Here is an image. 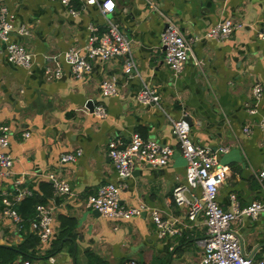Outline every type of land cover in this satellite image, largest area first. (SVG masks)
<instances>
[{"label":"crops","instance_id":"0c3cea01","mask_svg":"<svg viewBox=\"0 0 264 264\" xmlns=\"http://www.w3.org/2000/svg\"><path fill=\"white\" fill-rule=\"evenodd\" d=\"M0 1L15 14L16 28L30 27L31 35L13 32L11 38L34 54L30 69L8 62L5 54L0 56V125L10 130L6 150L15 160L11 176L0 174V246H21L27 233V228L18 230L13 220L1 214L2 196L14 190L17 180L21 188L44 195L49 192L45 184H51L46 173L54 171L67 179L71 193L55 198L51 241L29 247L34 254L30 258L54 256L55 264L197 262V240L206 227L204 215L189 220L188 207L179 206L173 196L174 188L186 183L187 161L168 116L180 118L183 113L188 114L194 143L213 150L229 148L220 157V164L227 168L218 194L222 208L232 209L233 194L241 207L264 200V188L256 177L264 168L260 125L264 90L258 100L254 95V86L264 85V40L257 36L264 20V0H112L115 9L109 16L101 12L99 3L87 0L71 1L78 14L60 0ZM165 17L176 21L188 38H198L178 77L165 63L161 48ZM108 19L132 40L137 71L126 74L120 57H95L89 60L91 70L76 79L64 53L71 48L84 53L90 37L106 31ZM225 19L243 27L219 41L206 36ZM47 55L60 56L64 76L58 80L45 78ZM104 80H115L120 96L104 97L100 87ZM144 85L157 90L161 107L138 102L136 96ZM91 100L96 104L89 106ZM99 105L107 108L104 119L94 113ZM246 126L250 133L245 132ZM26 131L31 132L29 138L23 136ZM134 133L171 146L174 154L164 166L136 164L132 176L124 180L121 204L158 208L162 218L178 230L174 235L159 237L149 211L127 220L114 219L86 204L101 185L121 182L108 153L109 140L120 138L126 143ZM77 149L82 155L76 162L61 161L63 154ZM232 229L248 258L254 262L264 258V212L255 220L234 221ZM28 232L35 234L30 226ZM26 258L21 254L16 260Z\"/></svg>","mask_w":264,"mask_h":264},{"label":"built area","instance_id":"2783aa9c","mask_svg":"<svg viewBox=\"0 0 264 264\" xmlns=\"http://www.w3.org/2000/svg\"><path fill=\"white\" fill-rule=\"evenodd\" d=\"M63 4L71 6V12L78 14L79 11L72 7V0H60ZM88 4L99 3L100 10L108 15L115 9L112 0H87ZM83 7V6H82ZM84 8V7H83ZM165 25L160 35L161 48L164 60L172 70L173 75L178 77L193 55V46L198 38H188L182 31L180 25L165 17ZM243 24L233 19H225L213 26L207 37L215 40H223L231 35ZM91 29L94 30V28ZM31 35L30 27L22 25L15 27V14L11 13L7 6L0 1V56L6 55L8 62L30 69L34 63V54L22 43L12 40V33ZM260 40H264V20L257 33ZM69 64L70 73L76 79H82L91 70L90 59L100 57L104 60L111 58H122L123 68L126 74L137 71L136 60L132 56V40L120 29L115 21L107 20V29L101 35L93 34L82 53L77 48H71L64 53ZM59 55H47L44 61V74L48 81L58 80L64 76V69L59 61ZM101 92L104 97L120 96V91L115 80H104L101 84ZM264 90V85L257 83L254 86V95L258 100ZM142 104H156L161 107V98L155 88L144 85L136 96ZM247 107L251 113L254 108ZM95 115L104 119L108 116L107 108L99 105L94 107ZM188 114L183 113L180 118L168 116L172 133L177 139L178 149L187 161L186 183L178 185L173 190L175 202L179 206H187L188 219L194 221L199 214L204 215L205 233L197 240L200 248V258L197 262H186L184 264H264V258L256 262L248 258L244 253L239 238L232 229L234 221H241L243 217L253 220L258 219L264 212V200H254L247 206L241 207L236 202V196H231L234 204L231 210H224L218 202V194L221 186L226 180V167L220 164V157L227 153L229 148L222 146L216 150L208 146H202L193 142L191 137V123L187 120ZM260 125L264 128V120ZM245 132L250 133V126L245 127ZM24 138L31 136L30 131L23 134ZM11 142V133L8 127L0 125V174L9 177L13 174L15 160L7 152ZM108 153L115 166L120 183H106L101 185L95 194L87 197V206L98 210L108 218L130 219L138 216L142 211H149L156 225L159 237L174 235L178 232L171 224L164 220L158 208H146L145 205L126 207L121 204V192L126 187L124 180L129 179L136 164H148L153 167L166 165L174 154V149L162 144L152 138L145 139L139 133H134L125 143L120 138H113L108 142ZM82 155V150L69 152L62 155L63 163L76 162ZM47 178L53 187V197L48 204L36 205V214L30 221V227L39 238L42 245L49 244L54 233V220L56 212V197L71 193V186L67 179L61 177L57 172L48 171ZM257 180L264 188V168L257 172ZM34 192L21 188V181L17 180L14 190L2 196L1 214L13 220L18 228H23V218L18 211V205L26 197L33 196ZM174 247H171V250ZM55 257L46 259L26 258L15 260L9 264H55ZM135 264V262H132Z\"/></svg>","mask_w":264,"mask_h":264},{"label":"trees","instance_id":"16d2710c","mask_svg":"<svg viewBox=\"0 0 264 264\" xmlns=\"http://www.w3.org/2000/svg\"><path fill=\"white\" fill-rule=\"evenodd\" d=\"M44 186V185H43ZM45 188H47L46 191H49L48 193H45L44 195L34 193L33 196L26 197L22 200L20 203V206L18 207V211L23 218V228L22 231L27 228L26 240L21 246H0V264H9L14 262L18 256L21 254L26 255L27 257H33V252H29V247L34 248L38 244L39 238L36 234H33L32 232H28V227L30 226V221L34 218L36 211V205L39 203L48 204V199L53 197V187L52 185L45 184ZM2 205V204H1ZM35 233V232H34ZM66 233V231L62 232V238L63 234ZM58 250V248H56ZM34 259V258H32Z\"/></svg>","mask_w":264,"mask_h":264},{"label":"water","instance_id":"95a60500","mask_svg":"<svg viewBox=\"0 0 264 264\" xmlns=\"http://www.w3.org/2000/svg\"><path fill=\"white\" fill-rule=\"evenodd\" d=\"M93 104H96V102L95 101H90L89 102V106H93ZM91 110H93V108L91 107ZM96 210V209H95ZM96 211H98V210H96ZM240 245H241V247H242V249H243V242H242V240H240ZM244 251V250H243ZM245 253V252H244Z\"/></svg>","mask_w":264,"mask_h":264}]
</instances>
